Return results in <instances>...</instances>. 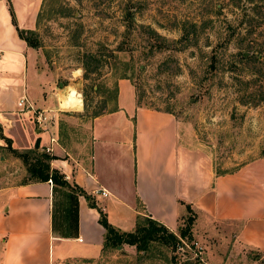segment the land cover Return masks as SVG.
I'll return each instance as SVG.
<instances>
[{
    "label": "crops",
    "instance_id": "0c3cea01",
    "mask_svg": "<svg viewBox=\"0 0 264 264\" xmlns=\"http://www.w3.org/2000/svg\"><path fill=\"white\" fill-rule=\"evenodd\" d=\"M43 2L0 0V127L12 148L50 147L51 169L90 195L120 231L132 232L137 217L147 216L176 233L186 215L183 202L196 213L195 222L235 223V240L264 254V156L218 172L211 154L194 147L173 114L137 106L124 79L115 110L84 119L82 109H61L60 92L44 81L35 49L17 32L36 31ZM22 97L46 111L49 131L17 106ZM80 124L82 138L70 130ZM5 147L0 135V150ZM26 179L0 189V264H115L104 257L105 230L84 196ZM96 189L107 196L95 195Z\"/></svg>",
    "mask_w": 264,
    "mask_h": 264
},
{
    "label": "rangeland",
    "instance_id": "374dc122",
    "mask_svg": "<svg viewBox=\"0 0 264 264\" xmlns=\"http://www.w3.org/2000/svg\"><path fill=\"white\" fill-rule=\"evenodd\" d=\"M255 3L44 0L35 31L36 69L60 92L59 107L82 109L84 119L112 111L118 81L128 80L136 104L140 97L137 106L171 112L194 147L211 154L215 169L230 172L264 156V0ZM128 24L132 28L126 32ZM184 24H194L198 38L196 46L184 50L178 45L153 50L147 43L155 41L138 28L153 29L172 42ZM122 43L126 51L119 52ZM214 52L220 62L216 71L210 66ZM241 52L252 62L242 61ZM258 55L261 62L255 61ZM85 129L70 127L78 137ZM0 157V189L27 177L23 162L8 149L0 150ZM237 229L235 223L200 219L192 228L193 242L177 251L178 264L195 258L202 264H264L257 252L235 240ZM171 255L160 244L146 254L132 246L104 253L115 264H169Z\"/></svg>",
    "mask_w": 264,
    "mask_h": 264
},
{
    "label": "trees",
    "instance_id": "16d2710c",
    "mask_svg": "<svg viewBox=\"0 0 264 264\" xmlns=\"http://www.w3.org/2000/svg\"><path fill=\"white\" fill-rule=\"evenodd\" d=\"M260 2V0H258ZM250 4L256 2V0H247ZM255 6H258V3H255ZM11 16L14 20V13L10 9ZM131 15L129 13L126 14V20L131 22ZM131 24L126 25V32L131 27ZM138 27V26H136ZM140 29H145L146 38H149L151 41H155L154 43L148 42L147 47L150 48H158V49H169L174 48L175 46H180L179 50H184L192 46H196L197 44V34L196 26L194 24L183 25L182 34L180 38L176 41L166 42L163 37L158 35L153 29L148 27L144 28L142 25H139ZM19 37L24 40L27 45L33 49L38 48V41L36 39L35 31H26V30H17ZM155 44V45H154ZM126 45L122 43L119 45V49L117 51L124 52L126 51ZM153 50H156V49ZM153 52V51H152ZM242 61H246L247 63L252 62L251 56H246L245 52L239 53ZM218 54L214 52L211 57V68L213 71H216L219 66L218 64ZM263 60V59H262ZM259 55L255 57L256 62H261ZM218 63V64H217ZM217 64V65H216ZM116 96H117V87H116ZM85 100H87V95H85ZM264 100V98H263ZM116 101V97H115ZM137 104L140 106V97H137ZM116 109L115 108L113 110ZM167 113H171L166 111ZM102 112H96L92 115V117L100 116ZM0 135L1 138L6 143V149H8L16 158H19L23 164L25 165L27 172V179L25 183L28 182H47L51 181L54 184H58L64 187H69L79 195L84 196L89 205L92 208H95L99 214L98 223L105 230L104 240H103V252H106L108 249H118L122 248L123 245H128L135 247L137 253L146 254L149 252L150 248L153 244H160L169 248L172 252L171 257L169 258V264H178V254L177 251L185 249V246L192 243L194 240L192 234V228L196 220V213L191 209L190 205L180 202V204L185 206L186 215L183 217L182 226L178 227L177 233L170 231L163 224L151 219L150 217L138 216L136 221L135 229L132 232H123L115 227H113L107 220V215L104 211L99 209L94 201V199L86 194L82 189L77 187L76 185H69L65 182L64 175H62L58 170L51 169L50 162L54 157L47 153L44 150H40L38 148V143L35 144L33 149L18 151L11 147L10 139L6 138L2 134V129L0 127ZM257 252V256H261L264 261V254L260 251L252 249ZM187 264H202L199 259L195 258L193 261H188Z\"/></svg>",
    "mask_w": 264,
    "mask_h": 264
},
{
    "label": "built area",
    "instance_id": "2783aa9c",
    "mask_svg": "<svg viewBox=\"0 0 264 264\" xmlns=\"http://www.w3.org/2000/svg\"><path fill=\"white\" fill-rule=\"evenodd\" d=\"M17 106L24 112H30L34 118V121L38 127V129L43 130V131H49L48 129V123H49V117L46 115V111H43L41 109H36L33 107V105L27 100L26 97H22L19 101ZM51 143L54 142L53 137H50ZM47 153L51 151V148L47 147L45 150ZM95 195H101V196H107V192L103 189H96L94 191Z\"/></svg>",
    "mask_w": 264,
    "mask_h": 264
}]
</instances>
